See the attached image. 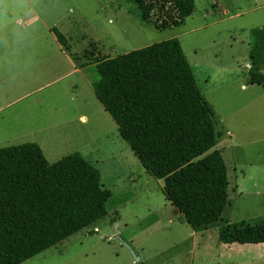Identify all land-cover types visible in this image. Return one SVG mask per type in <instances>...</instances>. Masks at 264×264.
<instances>
[{
    "label": "rangeland",
    "instance_id": "1",
    "mask_svg": "<svg viewBox=\"0 0 264 264\" xmlns=\"http://www.w3.org/2000/svg\"><path fill=\"white\" fill-rule=\"evenodd\" d=\"M194 6L182 25L158 31L123 0H0V148L34 143L49 163L78 152L112 193L103 220L21 264H264V244L233 236L264 216V87L247 84L249 70L264 76V0ZM171 39L214 112L213 150L227 171L220 220L195 229L96 101L95 66L76 73L70 62L94 48L114 58Z\"/></svg>",
    "mask_w": 264,
    "mask_h": 264
},
{
    "label": "trees",
    "instance_id": "2",
    "mask_svg": "<svg viewBox=\"0 0 264 264\" xmlns=\"http://www.w3.org/2000/svg\"><path fill=\"white\" fill-rule=\"evenodd\" d=\"M123 1L158 31L182 25L195 9L194 0ZM51 32L66 48L64 36ZM96 51L71 59L80 70L95 66L93 95L121 139L163 182L165 200L191 228L218 222L228 204L226 166L213 150L214 112L179 41L114 58ZM247 84L264 87V76L249 70ZM111 197L98 169L78 152L49 163L34 143L0 148V264H21L103 220ZM241 226L233 232L237 244H264V217Z\"/></svg>",
    "mask_w": 264,
    "mask_h": 264
},
{
    "label": "crops",
    "instance_id": "3",
    "mask_svg": "<svg viewBox=\"0 0 264 264\" xmlns=\"http://www.w3.org/2000/svg\"><path fill=\"white\" fill-rule=\"evenodd\" d=\"M70 62H71V65H72V72H76V73H80V69H78L75 65H74V63H73V61L72 60H70ZM243 87V86H242ZM82 120V119H81ZM264 217V216H263Z\"/></svg>",
    "mask_w": 264,
    "mask_h": 264
},
{
    "label": "water",
    "instance_id": "4",
    "mask_svg": "<svg viewBox=\"0 0 264 264\" xmlns=\"http://www.w3.org/2000/svg\"><path fill=\"white\" fill-rule=\"evenodd\" d=\"M134 261H135V262H137V261H138V258H136L135 256H134Z\"/></svg>",
    "mask_w": 264,
    "mask_h": 264
}]
</instances>
